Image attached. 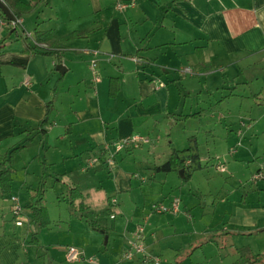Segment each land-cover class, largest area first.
<instances>
[{"label": "crops", "instance_id": "1", "mask_svg": "<svg viewBox=\"0 0 264 264\" xmlns=\"http://www.w3.org/2000/svg\"><path fill=\"white\" fill-rule=\"evenodd\" d=\"M23 26L35 39L36 31L51 32L46 44L55 41L59 53L27 52L25 39L34 42L23 31L0 37V156L25 144L12 191L0 194V264H150L122 256L141 225L161 264H237L250 256L264 232V180L253 182L264 161V0H45ZM50 101L47 134L26 141ZM128 136L139 145L118 154L113 172L90 164ZM193 136L205 169L227 173L222 179L202 169L185 182L154 170ZM43 162L56 195L68 198L76 187L77 206L113 231L104 254L99 231L67 209L57 221L49 214L45 227L35 222ZM176 197L179 212L154 208ZM70 246L81 250L79 260H68Z\"/></svg>", "mask_w": 264, "mask_h": 264}, {"label": "trees", "instance_id": "2", "mask_svg": "<svg viewBox=\"0 0 264 264\" xmlns=\"http://www.w3.org/2000/svg\"><path fill=\"white\" fill-rule=\"evenodd\" d=\"M4 1L16 18H23L26 15L33 13L36 9L39 8L41 3L45 0H32L29 3H23L20 0H2ZM86 34V32L82 33H73L66 37L60 38L57 41L60 42H67L79 37H82ZM53 38L51 32H42L36 31V41L37 44L30 42L29 40L25 39L26 42V51L31 54L37 53H44V54H51L55 55L58 52L56 50L57 46L56 42H51L50 45L46 44V41ZM58 85L55 86V91ZM119 92V79L112 78L110 82V95L111 97H115ZM54 109L53 101L48 102L47 104V113L45 118L40 122L38 128L34 134L31 131H28V138L26 141H32L38 134L46 135L48 132V127L50 126V115ZM25 147V144H21L18 146H14L11 148L7 153L0 156V191L9 192L12 188V181H13V174L15 171L14 162L15 157L17 156L18 152ZM104 149V148H103ZM44 172L40 184L37 188V201L38 202L35 207H33V216L35 222L40 227H45L49 224V216L44 206H41L40 203L42 202L44 195L47 191V184L48 178L50 175L46 174L44 165ZM203 164L201 163L200 158V149H199V142L198 139L193 136L189 138V145L187 148L184 149H173L171 152L170 157L166 162L160 164L154 168L156 172H173L177 171L180 172L184 170L183 179L189 180L193 173L197 170H201L203 168ZM110 173V172H109ZM71 198L69 199V204L72 208L77 207V201L82 197L81 191H79L76 187H72L70 189ZM86 208L83 205L78 207V214L81 218H85L93 229L97 231H102L104 234H108V229L102 227L97 220L92 218L88 213L85 212ZM264 262V253L258 255H250L244 256L239 259L237 264H257Z\"/></svg>", "mask_w": 264, "mask_h": 264}, {"label": "built area", "instance_id": "3", "mask_svg": "<svg viewBox=\"0 0 264 264\" xmlns=\"http://www.w3.org/2000/svg\"><path fill=\"white\" fill-rule=\"evenodd\" d=\"M11 30L12 32H18L19 34H23L30 38L35 44H37L36 39L32 35L31 32L25 31L23 26V18H15L14 20H10L4 12L0 9V37L1 34L5 31ZM88 53H92L90 51H87ZM113 57V55L111 56ZM91 66L93 70L97 73L96 79L99 80L100 76L98 74L97 70V60L92 59L91 60ZM185 72H188L190 74H195L192 69L185 68ZM140 138L137 136H128L126 138H123L121 140H118L117 142L106 144L103 152L101 154V157H93L90 160V164H96L99 162H103L107 170L111 173L116 167L117 164V156L121 151L127 149L130 146L138 147ZM225 168L221 167L220 170H224ZM264 180V161L261 164V167L258 169V171L253 176V182H259ZM13 201V212L15 215H18L22 211V206L19 203V199L16 196L12 197ZM114 203H116V199L113 200ZM181 207V199L176 197L171 204H165L164 202H159L155 204V209L159 213H167V212H173L177 213L180 211ZM111 218H115V214L111 215ZM20 223V222H18ZM144 227L141 225L138 227L137 231L135 232V238L134 240L130 241V243L127 245V247L123 250L122 256L127 260L135 259L136 257H140L144 263H150V264H161L162 258L159 255L153 254L151 251L148 250L145 242H144ZM82 252L79 248L75 246H70L68 248V260L69 261H76L81 258Z\"/></svg>", "mask_w": 264, "mask_h": 264}, {"label": "rangeland", "instance_id": "4", "mask_svg": "<svg viewBox=\"0 0 264 264\" xmlns=\"http://www.w3.org/2000/svg\"><path fill=\"white\" fill-rule=\"evenodd\" d=\"M14 33H17L19 35L18 32H14ZM168 141H170V138L168 139ZM202 169H205V167H203ZM201 170H197L195 172H198V171H201ZM205 170L206 171L209 170L211 172H215L214 175H215V177L217 179H220V178L222 179L223 176H225L227 174V173L221 174V172H218L216 170V168H213L211 166L209 168H206ZM174 172H177V171H174ZM177 173H179V175L182 176L180 174V172H177ZM108 174H110V173H108ZM196 178H197V180L201 181L202 184H205L206 178L205 177H202V173H197V177ZM49 179H50V177L48 178L47 191H46V195H44L45 198H43V200H42L43 204L41 205V203H42L41 202L40 205L41 206H44L46 208V211L48 213V216L50 214L51 220L54 221L56 219L55 221H57V218H58L59 214L61 212H63L64 209H67L69 216H70V213H73V214H75V216L77 215L78 218L85 219V218H81L79 216V214H78V206L74 209L69 204V199L71 198V194H69V196L67 195L68 198L65 197V196H63V195H60V196L59 195H56L57 189L52 188V187L49 188V186H48L49 185ZM218 181H220V180H218ZM185 182H187V181H185ZM12 185H13V181H12ZM15 185L17 187L16 191H18L20 189L19 187H21V185H19V184H15ZM11 191H12V188H11ZM11 191H9V192H11ZM9 192L0 191V194H6V193H9ZM68 192H70V190ZM16 193H19V192H16ZM121 194H123V193H121ZM37 199H38V197L35 198L36 201H37ZM37 203L38 202H36L35 205H38ZM104 207H105V205H102L100 207V210H102ZM106 218H109V215L108 214H107ZM118 218H119V215H118ZM62 219L63 220H67L64 217H62ZM49 223H50V218H49ZM111 232L113 233V231L111 229H108V234H103L102 231H99L98 234H100V236H102V238H103L102 239V242L100 241V243H99L100 244L99 245L100 247L98 245H96L95 244L96 242L94 243V241H90V242L87 241V243L89 244V247L98 246V248L100 249V251L97 250V255L95 254L96 258L98 257V251H99L100 254H104L106 252V249L111 246L112 243L109 245L108 243L105 242ZM257 235L259 236L258 238H260V239H259V241H254L253 242L254 250L252 251L253 253H251V255H258V254L264 253V232H261V233L259 232V233H257ZM257 264H259V263H257Z\"/></svg>", "mask_w": 264, "mask_h": 264}, {"label": "water", "instance_id": "5", "mask_svg": "<svg viewBox=\"0 0 264 264\" xmlns=\"http://www.w3.org/2000/svg\"><path fill=\"white\" fill-rule=\"evenodd\" d=\"M0 9L4 12V14L10 19V20H14L16 17L15 15L13 14V12L11 11V9L9 8V6L2 0H0ZM57 69L60 71V72H65V67L60 64ZM180 174L183 175L184 174V170H181L180 171Z\"/></svg>", "mask_w": 264, "mask_h": 264}]
</instances>
